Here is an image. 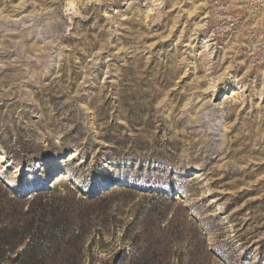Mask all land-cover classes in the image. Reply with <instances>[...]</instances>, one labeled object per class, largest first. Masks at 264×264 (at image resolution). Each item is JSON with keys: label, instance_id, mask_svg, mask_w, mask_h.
I'll return each mask as SVG.
<instances>
[{"label": "rangeland", "instance_id": "1", "mask_svg": "<svg viewBox=\"0 0 264 264\" xmlns=\"http://www.w3.org/2000/svg\"><path fill=\"white\" fill-rule=\"evenodd\" d=\"M0 264H264V0H0Z\"/></svg>", "mask_w": 264, "mask_h": 264}, {"label": "trees", "instance_id": "2", "mask_svg": "<svg viewBox=\"0 0 264 264\" xmlns=\"http://www.w3.org/2000/svg\"><path fill=\"white\" fill-rule=\"evenodd\" d=\"M39 190H41V188L36 189V192L39 193V192H38ZM37 193H36V194H37Z\"/></svg>", "mask_w": 264, "mask_h": 264}]
</instances>
